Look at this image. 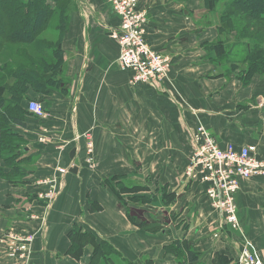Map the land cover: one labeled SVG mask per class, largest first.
<instances>
[{
    "label": "crops",
    "instance_id": "obj_1",
    "mask_svg": "<svg viewBox=\"0 0 264 264\" xmlns=\"http://www.w3.org/2000/svg\"><path fill=\"white\" fill-rule=\"evenodd\" d=\"M140 6L148 14L150 46L173 57L169 80L157 87L132 84V74L119 66L120 46L109 31L119 26V17L107 0H79L62 41L69 82L65 90H54L44 101L48 117L36 120V137H27L28 151L36 157L34 169L27 170V187L33 189L35 182L65 167L69 172L64 191L41 229L39 220L22 215L26 185L13 186L0 178V232L11 227L38 230L28 260L16 262L0 250V264H91L89 248L80 258L70 253L69 233L75 225L109 241L134 264H182L166 251L174 236L143 231L104 185L105 179L136 168L176 192L174 207L186 204L191 209L195 219L188 217L194 225L187 236L207 264L217 251L237 261L243 236L264 259V176L240 183L236 201L241 232L221 230L219 238L214 236L217 215L206 186L184 176L192 150L190 137L199 124L221 145L256 144L264 157V89L241 85L205 58L203 44L216 41L219 30L212 18L208 24L198 18L204 0H141ZM28 95L40 98L33 89ZM41 126L53 145L39 141ZM87 131L94 140L96 166L86 161L82 138L75 156L79 169L73 173L70 152L76 148L75 138ZM61 142L67 149L54 146ZM90 201L102 208L93 211Z\"/></svg>",
    "mask_w": 264,
    "mask_h": 264
},
{
    "label": "trees",
    "instance_id": "obj_2",
    "mask_svg": "<svg viewBox=\"0 0 264 264\" xmlns=\"http://www.w3.org/2000/svg\"><path fill=\"white\" fill-rule=\"evenodd\" d=\"M218 1L204 0V9L212 11ZM227 2L219 31L229 37L204 43L205 58L223 72L227 66V72L247 86L256 76H264V0ZM78 8L79 0H0V55L14 49L19 58V62L0 65V178L13 186L26 183L28 164L35 159L25 151L29 146L25 129L31 119L42 120L29 111L28 102L39 99L44 104L54 90H65L69 82L62 41ZM48 30L57 31V38H46ZM237 47L245 49L239 52ZM30 89L40 98H30ZM104 182L119 208L135 225L151 233L167 225L168 216L159 219L158 210L175 203L177 198L176 192L166 189L167 184L152 181L137 168L133 173L113 175ZM90 204L93 211L102 208L98 202ZM138 204L141 207L149 204L158 212L139 208ZM188 231V220L169 226L168 233L174 236V241L166 246V251L182 264H207L203 252L194 249ZM69 237L70 253L75 258L89 248L93 255L91 264H134L109 241L81 225H75ZM210 264L238 263L226 252L217 251Z\"/></svg>",
    "mask_w": 264,
    "mask_h": 264
},
{
    "label": "built area",
    "instance_id": "obj_3",
    "mask_svg": "<svg viewBox=\"0 0 264 264\" xmlns=\"http://www.w3.org/2000/svg\"><path fill=\"white\" fill-rule=\"evenodd\" d=\"M113 12L119 17V26L111 31V36L120 46L118 63L122 70L132 74V84L161 86L169 80L170 59L154 50L147 41V11L140 6L141 0H107ZM28 109L39 119L48 117L44 104L37 99L28 102ZM39 141L52 142L45 127L41 126ZM86 139L89 162L93 163L94 140L87 131L75 138L76 148H81V139ZM191 156L184 176L189 181H199L206 186V194L217 220L214 223L215 238L221 230L241 232L236 194L243 180L264 176V157L259 156L256 144L236 147L233 143L221 145L220 141L203 125L192 131ZM68 168L58 167L55 173L35 182L37 191L33 202L41 211L33 213L34 206L27 202L25 211L29 218L39 220L42 226L48 221L56 197L65 187ZM45 187V188H42ZM37 238L36 232L24 229H7L0 232V250L7 258L16 262L26 261ZM238 264H264V259L243 236V243L237 254Z\"/></svg>",
    "mask_w": 264,
    "mask_h": 264
},
{
    "label": "rangeland",
    "instance_id": "obj_4",
    "mask_svg": "<svg viewBox=\"0 0 264 264\" xmlns=\"http://www.w3.org/2000/svg\"><path fill=\"white\" fill-rule=\"evenodd\" d=\"M227 1H229V0H219L218 1V3H217V5H216V7H215V9H213L212 11H207V10H201V11H199V12H202V13H200L199 15H198V18H200L203 22H204V24H208L209 22H210V18H212L215 22H217V26H218V30H219V28H220V24H221V21H222V16H221V13H222V10L226 7V5H227ZM205 8V7H204ZM12 15H10V17H11ZM223 36V38L224 37H226V38H228L229 36L227 35L226 36V34L225 35H223L220 31H219V36H218V39L219 38H221ZM46 38H48V39H56L57 38V31H53V30H48V32H47V34H46ZM217 39V40H218ZM216 40V41H217ZM214 42V41H213ZM238 48V51L239 52H242V51H244V47H242V48H240V47H237ZM206 49V48H205ZM237 50V49H236ZM205 52H207V49L205 50ZM165 57H167V58H169L170 59V64H171V67H170V71H169V77H170V72H171V70H172V63H173V57L172 56H170L169 54H166V53H162ZM231 54L232 55H234L235 54V51L234 50H232L231 51ZM14 61H16V62H19V58L18 57H16V54H15V50L14 49H10V51H4V53L2 54V55H0V65L1 64H5L6 62H14ZM224 67V66H223ZM224 69H225V71H228V67L226 66V67H224ZM232 76H233V74H232ZM234 78H235V80L237 81V82H240V84L241 85H243L242 84V82L239 80V79H237V77L236 76H233ZM255 79L256 80H252L247 86H256L259 90H263L264 89V76H256L255 77ZM39 100V99H38ZM48 100V99H47ZM45 102H47V101H45ZM36 122V120H34V119H31L30 121H29V127L28 128H26L25 129V132L28 134H26V136L27 137H30L31 139H33L34 137H36V132H35V130L37 129L36 127H38L37 126V124L35 123ZM206 127V126H205ZM207 128V127H206ZM208 129V128H207ZM209 130V129H208ZM50 143H52V145L54 144L53 142H48V143H46V144H50ZM83 145H84V149H85V152H86V161L91 165V167L93 168V167H95L96 166V162H95V164L93 165V163H94V161H95V159H94V155H93V152H92V156H93V163H91V162H89V160H88V154H87V150H86V139H84L83 138ZM54 146H56V148L57 149H59V151H61V148L63 147L64 149H67V143H65V142H61V143H59V144H55ZM93 150H94V147H93ZM36 158V157H35ZM34 162H35V159L33 160V161H30L29 162V168L28 169H34V166H35V164H34ZM58 168V167H57ZM56 168V169H57ZM65 168V167H64ZM112 183H114V181H111ZM105 183V182H104ZM26 185V183H23V185L21 184V185H19V186H21V187H24ZM45 188V187H44ZM36 189V188H35ZM34 188L33 189H29L28 187H27V185H26V188H25V190L22 192V198H23V200H24V202H26L25 203V205H24V207H22V215H24L27 219H30L29 218V214H30V212H29V210H27V211H25L24 209H25V207L27 206V202L29 201V202H31L32 204H33V206H34V209H32V211H33V213H37V208L39 207L38 205H37V203H34L33 202V199H34V196H36V193H37V191L35 190ZM166 189H168V187H166ZM169 190V189H168ZM64 191V189L62 190V191H60V193L58 194V196L56 197V199H58L59 198V196L62 194V192ZM22 200V199H21ZM56 201H54V203H55ZM53 203V204H54ZM188 207H189V205H190V203H191V200L190 201H188ZM131 206H137V204H135V203H131L130 204ZM138 206H139V204H138ZM175 205H174V202L173 203H171V204H169L168 206H164V207H162V208H160L158 211H156L157 209H153L152 207H151V205H149V204H147V205H144L143 207H141V206H139V208H142V209H147V210H153L154 212H158V217H159V219H162V220H164V218H165V215H167L168 216V218H167V225H165L164 227H161L160 228V230L158 231V232H156V234H158V235H161V234H165L166 232H168V228H169V226H175V225H177V223L178 222H180L181 220H183L184 222H186V220H188V217H192V219L195 217H193V214H192V211H191V209L190 208H187V206H186V204H185V206L184 205H181L180 207H174ZM184 206V207H183ZM51 211H52V209H50V211L48 212V216L50 217V214H51ZM49 217H48V219H49ZM195 219V218H194ZM193 219V220H194ZM30 220H33V219H30ZM193 220H188V223H189V231H190V227L191 226H193L194 225V221ZM47 224H48V221L46 222ZM192 223H193V225H192ZM47 224H46V226H47ZM45 226V227H46ZM39 227H41V229H44L45 227L44 226H42L41 225V223H40V226ZM12 229H17L16 227H11ZM209 229L211 228V226H209L208 227ZM10 229V228H9ZM18 229H20V228H18ZM143 231H144V229H142ZM162 230V231H161ZM146 231V230H145ZM34 232H36V235L38 236V230H35Z\"/></svg>",
    "mask_w": 264,
    "mask_h": 264
},
{
    "label": "water",
    "instance_id": "obj_5",
    "mask_svg": "<svg viewBox=\"0 0 264 264\" xmlns=\"http://www.w3.org/2000/svg\"><path fill=\"white\" fill-rule=\"evenodd\" d=\"M28 147L25 148V151H28ZM76 148H74L71 152H70V157L72 160H74V166L72 168H70V171L73 173H77L78 169H79V160L75 157L76 156Z\"/></svg>",
    "mask_w": 264,
    "mask_h": 264
}]
</instances>
